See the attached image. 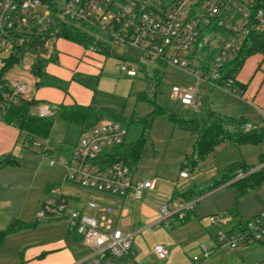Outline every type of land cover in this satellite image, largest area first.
Here are the masks:
<instances>
[{
  "label": "rangeland",
  "instance_id": "374dc122",
  "mask_svg": "<svg viewBox=\"0 0 264 264\" xmlns=\"http://www.w3.org/2000/svg\"><path fill=\"white\" fill-rule=\"evenodd\" d=\"M59 41L61 39L58 38L55 46ZM109 48L111 52L104 57L103 62L91 63L97 84L94 90L88 91L87 102L90 107L101 112L100 122H113L114 118L126 119L131 115H148L152 106L136 101L135 96L139 93H145L155 106L161 108L162 112L157 113L151 121L133 169L135 180H149L151 187L139 200H133L65 185L63 194L66 204H73L74 210L83 206L87 216H94L93 211L86 208L87 203L109 208L112 215L119 218L122 233L132 234L131 249L134 261L138 264H194L191 258L200 257V248L212 250V253L197 264H256L264 258V241L229 248L226 245L216 246L215 236L218 231L224 232L231 228L235 220L247 222L264 209V182L243 196H239L233 187L203 195L196 200L191 213L185 214L182 220L175 216L163 220L161 209L171 196H174L172 201H180V196L190 184L209 180L228 164L238 162L249 167L255 166L256 169L259 154L264 151V142L237 146L220 144L204 158L197 169L191 172L183 169L187 174L185 178H180V165L190 151L194 135L174 127L169 117L174 115L189 120L207 105L210 111L243 120L245 125L263 124L264 55L254 54L244 60L236 76L244 88L242 92L236 89L231 93L226 89L211 87L196 74L170 65L148 63L144 69L137 71L136 65L140 61L138 49L114 44H110ZM44 63L45 67L48 66L47 71L64 72V66L56 61ZM122 64L135 69L136 75L126 76L119 70ZM202 66L198 60L191 63V68L200 76L203 74ZM154 68L158 69L157 76L153 74ZM44 86L41 84L37 89ZM172 88H176L179 93H191L196 103L191 106L181 105L180 94L173 95ZM46 105L52 106L49 103ZM30 113L34 114L33 107ZM65 129L66 123L63 120L53 118L47 135L49 151L44 157L20 140L10 152L15 163L0 167V183L6 190L4 196L0 195V231L5 230L12 221H18L22 226L9 233L1 242L0 264H19L23 249L32 241L55 240L67 231L63 220L55 217L35 218L50 187L62 182L49 181L52 176H57L60 169L57 164L51 166L48 162L56 159V150ZM211 216L221 223L209 224L208 218ZM155 245L166 248L168 255L165 259L157 260L151 254ZM84 249L90 252L88 248ZM169 259L170 263L167 262Z\"/></svg>",
  "mask_w": 264,
  "mask_h": 264
},
{
  "label": "built area",
  "instance_id": "2783aa9c",
  "mask_svg": "<svg viewBox=\"0 0 264 264\" xmlns=\"http://www.w3.org/2000/svg\"><path fill=\"white\" fill-rule=\"evenodd\" d=\"M72 25L89 33L93 43L103 47L114 44L138 49L137 71L148 63L170 65L196 74L211 87L228 90L230 79L222 76L225 65L245 39L264 32V0H0V119L11 105L33 99L39 81L33 67L51 61L60 29ZM87 50L93 51L94 44ZM194 60L203 65L201 76L191 68ZM119 70L126 76L136 75L131 66L122 64ZM171 92L180 94L183 106L196 103L191 93H179L176 88ZM33 109V115L39 118L54 114V108L45 103H36ZM125 135L119 123L99 122L81 133L71 151L48 162L62 167L63 179L50 187L35 218L63 219L69 233L89 249L85 258L73 264H138L131 249L132 234L122 233L119 218L109 208L87 203L86 208L94 213L87 216L82 210L71 209L63 194L64 186L69 185L118 199L139 200L151 182L136 181L132 169L118 162L109 163L103 156L120 145ZM30 146L43 157L49 151L47 139L32 137ZM179 177L185 178L186 174L179 173ZM194 206V200H169L161 209L163 220L173 216L182 220ZM208 223L219 225L221 221L211 216ZM234 226L216 233V246L235 248L264 241V209ZM211 253L200 248V257L193 256L191 261L197 264ZM151 254L163 260L167 250L155 245ZM256 264H264V258Z\"/></svg>",
  "mask_w": 264,
  "mask_h": 264
},
{
  "label": "trees",
  "instance_id": "16d2710c",
  "mask_svg": "<svg viewBox=\"0 0 264 264\" xmlns=\"http://www.w3.org/2000/svg\"><path fill=\"white\" fill-rule=\"evenodd\" d=\"M58 38L63 41L78 45L84 52L83 58L90 55H98L104 59L110 54V49L103 47L99 43H93V37L81 30L79 27L72 25L69 29H60ZM94 44V50L87 49ZM254 54L264 55V32L259 34H251L244 40L242 46L237 51L235 57L225 65L223 78L230 79L229 92L234 93L236 89L241 92L244 85L236 80L237 73L244 60ZM54 55L51 61H54ZM45 63H36L33 67V73L39 77L37 87L39 85H50L57 87L63 93H66L67 83L60 82L56 78L45 72ZM158 69H153L154 76L158 75ZM70 80L80 86L94 90L97 84V77L93 75H84L73 73ZM220 83V81H218ZM136 101L146 102L152 106L151 112L142 117L131 115L129 118H114V122L121 124L126 135L122 143L111 148L103 153L105 160L109 163L118 162L130 169H134L140 154L142 143L146 139V133L149 129L154 116L162 112L161 108L153 104L151 98L146 97L145 93H139L135 96ZM39 103L34 99L29 101H18L11 105L1 116L0 122L5 125L14 127L18 132V141L22 144L30 146L31 138L47 139V135L52 126L53 118H59L66 123V129L60 146L56 150V155H65L71 151L76 145L81 133L90 129L101 121L102 114L98 110L90 107V105H81L71 103L68 105L58 104L54 106V114L51 117L39 118L32 113L30 109ZM264 120V109H263ZM169 119L174 127L187 131L194 135V140L191 144L190 151L184 156L183 162L180 165L179 173L187 174L199 167L204 158L213 152L214 148L220 144L225 146H237L240 144H257L264 142V123L258 126H250L246 129L243 120H237L230 116L212 112L205 105L198 115L189 120L177 118L170 115ZM14 164V159L5 157L0 160V166L6 164ZM255 166H245L242 163H231L226 165L222 170L218 171L209 180L199 184L192 183L187 190L180 196L181 201L196 200L206 194H211L213 191L223 188L233 187L239 196H243L248 192H252L258 185L264 182V151L259 154L258 164ZM258 167V168H257ZM255 169V170H253ZM238 174H241L238 177ZM171 196L169 200H173ZM186 212L185 214H190ZM186 215H184V218ZM252 216V218H254ZM235 226L244 224L242 220H235ZM34 224H30L32 226ZM22 228L18 221H12L3 231H0V244L9 233ZM221 246V245H220Z\"/></svg>",
  "mask_w": 264,
  "mask_h": 264
},
{
  "label": "crops",
  "instance_id": "0c3cea01",
  "mask_svg": "<svg viewBox=\"0 0 264 264\" xmlns=\"http://www.w3.org/2000/svg\"><path fill=\"white\" fill-rule=\"evenodd\" d=\"M57 46L56 53L54 55V62L56 61L59 64L63 65L64 72L60 73L52 70L47 71L48 66L45 67V72L50 76L56 78L58 81L67 83L66 93H63L58 88L56 89L48 87L50 85H46L37 89L36 84L33 91V99L40 103H49L53 108L58 104L68 105L71 103H77L81 105H89L87 102V94H89V90L71 81L70 77L73 73L93 75V72L91 70V63L94 64L96 61L103 62V58L94 54L90 55V57L83 58V50L78 45L70 43L68 41L61 40L59 41V43H57ZM68 91L72 92V94L70 95ZM18 139V132L14 127L5 125L0 122V160L5 157H11L10 152L13 149L15 143L18 142ZM57 166L60 171H58L59 173H57V176L51 177V179L49 180L50 182H58L63 179V169L61 166ZM1 177L2 175L0 173V181ZM5 192L6 190L2 188L0 183V195L4 196ZM67 204L71 209H73V204L68 202ZM75 210L83 211V206ZM82 248L84 249L86 247H84L74 235H71L67 229L65 235H62L55 240L32 241L23 249L22 261L19 264H73L85 258L89 254L85 249L83 250ZM167 262L170 263V259Z\"/></svg>",
  "mask_w": 264,
  "mask_h": 264
}]
</instances>
